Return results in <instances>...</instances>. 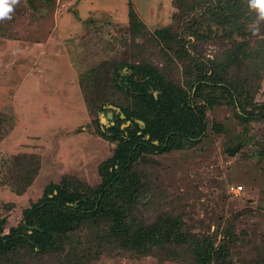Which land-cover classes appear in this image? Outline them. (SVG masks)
I'll return each mask as SVG.
<instances>
[{"label":"rangeland","instance_id":"rangeland-1","mask_svg":"<svg viewBox=\"0 0 264 264\" xmlns=\"http://www.w3.org/2000/svg\"><path fill=\"white\" fill-rule=\"evenodd\" d=\"M256 15L247 0H17L0 19V264H264ZM150 77L201 89L194 135L171 127L166 150L140 155L139 192L102 212L75 195L62 203L80 211L73 229L43 232L57 203L45 189L71 178L97 191L115 148L101 134L143 111Z\"/></svg>","mask_w":264,"mask_h":264},{"label":"trees","instance_id":"trees-1","mask_svg":"<svg viewBox=\"0 0 264 264\" xmlns=\"http://www.w3.org/2000/svg\"><path fill=\"white\" fill-rule=\"evenodd\" d=\"M166 81V78L150 77L149 81L144 84L146 88L161 92L157 98L152 97V93L146 88H142L141 85L138 87L137 85L139 88H137V92L139 95H142L143 111L139 109L135 114H132L128 112V109H124L123 112L115 114L108 121L109 126L102 132L101 136L105 137L107 141L114 142L115 148L111 158L104 162V167L101 170L102 180L97 187V191L71 178H62L58 184L50 185L45 189L48 194H53L56 191L53 201L57 203L49 206V211L44 210L42 212L44 217L41 215L38 225L40 228H43V232L56 233L64 230L68 232L73 229L75 216L80 211H74L71 208V212L67 213L63 210L62 203L70 202L75 195L81 198V202L84 205H89L91 208L97 207L102 212L104 208L106 209L108 201L110 202V199H114L116 195L120 199L126 197L125 200H127L131 198V195L139 192V172L137 173L136 167L141 159L140 155L144 153L154 154V152L166 150L164 146L168 145L167 136L170 133L171 127L173 129L175 126L181 125L185 129H189L190 132L183 129L179 134L186 135L187 138L194 135L193 130H195L197 124H200V120L190 100L191 97L197 99L199 96L198 91L201 89L197 91L193 88L195 91L190 96L189 93L192 88H188V91L190 90L189 93L188 91L184 93L182 88L177 93L179 87L166 85ZM115 87L117 88L118 86L115 85ZM98 109L100 110L99 107ZM120 115H124V121L119 118ZM137 120L144 123L143 128L139 131V135L135 133L138 130V124L135 122ZM125 121H129L130 125L123 130L119 124ZM131 125H135V132H133L134 130L131 131ZM147 135L149 136V140L144 145L140 139L142 136ZM154 140L160 144L157 146L152 144ZM130 149L132 150V154L129 152ZM139 171L141 172L140 168ZM123 173L126 175H123ZM92 194L95 197L97 196L96 194H100L99 199H92ZM116 202H113L112 209H114ZM11 237H7V239L10 240ZM162 237L170 239V235L164 237V234H162ZM2 239L0 238V240ZM168 243H170V240L168 242L162 240L159 244Z\"/></svg>","mask_w":264,"mask_h":264},{"label":"clouds","instance_id":"clouds-1","mask_svg":"<svg viewBox=\"0 0 264 264\" xmlns=\"http://www.w3.org/2000/svg\"><path fill=\"white\" fill-rule=\"evenodd\" d=\"M17 0H0V19L6 18L8 13L12 11V5H14ZM248 7L250 9L256 10V18L249 25L252 32H258L260 29V24L264 21V0H247Z\"/></svg>","mask_w":264,"mask_h":264},{"label":"built area","instance_id":"built-area-1","mask_svg":"<svg viewBox=\"0 0 264 264\" xmlns=\"http://www.w3.org/2000/svg\"><path fill=\"white\" fill-rule=\"evenodd\" d=\"M232 190H234L235 192H238L239 190H241L240 186H236V187H232Z\"/></svg>","mask_w":264,"mask_h":264},{"label":"crops","instance_id":"crops-1","mask_svg":"<svg viewBox=\"0 0 264 264\" xmlns=\"http://www.w3.org/2000/svg\"><path fill=\"white\" fill-rule=\"evenodd\" d=\"M90 1H91V0H85V2H88V3H89ZM87 8H89V7H87Z\"/></svg>","mask_w":264,"mask_h":264}]
</instances>
